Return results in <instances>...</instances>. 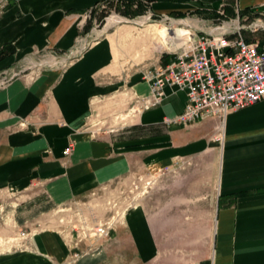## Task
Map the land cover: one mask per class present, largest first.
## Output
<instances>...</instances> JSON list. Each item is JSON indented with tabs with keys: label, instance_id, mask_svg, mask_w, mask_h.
Here are the masks:
<instances>
[{
	"label": "crops",
	"instance_id": "obj_1",
	"mask_svg": "<svg viewBox=\"0 0 264 264\" xmlns=\"http://www.w3.org/2000/svg\"><path fill=\"white\" fill-rule=\"evenodd\" d=\"M108 1L0 9V264H264V100L224 119L166 125L185 92L165 87L145 109L144 73L156 66L128 67L111 35L81 48L93 29L84 16ZM145 3L144 14L172 19L220 6L264 15V0ZM247 41L263 51L264 29ZM132 176L141 193L108 238L46 218L47 205L101 196ZM93 221L105 222V210Z\"/></svg>",
	"mask_w": 264,
	"mask_h": 264
},
{
	"label": "rangeland",
	"instance_id": "obj_2",
	"mask_svg": "<svg viewBox=\"0 0 264 264\" xmlns=\"http://www.w3.org/2000/svg\"><path fill=\"white\" fill-rule=\"evenodd\" d=\"M106 3L108 4L106 5ZM144 6H147L145 0H110L98 4L84 16L86 27L90 28L93 25L92 32L87 35V42L84 44L94 43L104 36L111 35L112 38L115 37L119 40L116 45L125 55L128 67L156 66L158 68L164 66L161 65L162 62L168 63L173 60L175 54L182 49H188L190 42H193L192 39L196 36L208 33L221 21H231L230 24L240 27L242 35L249 41L254 40L255 33L264 29V15H254L253 13L241 15L237 11L233 16H229L225 13L224 6L209 10L206 14L190 13L183 19H164L160 15L146 17L148 13L144 14L142 11L146 10ZM136 11H138L137 14H135ZM114 18H119V20L123 18L124 20L114 23ZM258 22L261 23V26L255 25ZM163 27L167 29L168 33L165 36L158 34ZM188 38H191L190 42ZM40 60L45 64L49 59L42 57L39 62ZM90 127L95 129L98 125L90 124ZM150 181L149 179L148 182ZM145 182L147 181H144V185ZM139 183L140 180L132 176L113 183L101 196L95 195L90 199L87 198L63 207L47 205L46 218L52 220L53 223L56 221L70 228L80 225L78 228L93 238L91 233L96 225L109 226L110 231L121 213L135 205L136 198L138 199L141 193ZM149 187L145 185L144 191ZM97 205H100V208H97ZM104 210L106 221L94 222L93 220L102 215ZM2 214H4V210L0 212V216Z\"/></svg>",
	"mask_w": 264,
	"mask_h": 264
},
{
	"label": "built area",
	"instance_id": "obj_3",
	"mask_svg": "<svg viewBox=\"0 0 264 264\" xmlns=\"http://www.w3.org/2000/svg\"><path fill=\"white\" fill-rule=\"evenodd\" d=\"M6 3L7 0H0V9ZM147 15L151 17L152 14ZM163 18L169 19L165 15ZM229 22L221 21L208 33L196 36L193 42L188 38L190 47L176 53L165 67L146 70L144 78L150 82V95L143 100V108L158 105L165 87H175L186 94L183 112L166 118V125H189L207 118L224 119L229 112L263 101L264 50H259L256 43H249L241 28ZM255 25L261 26V23ZM81 50L70 52L65 63L73 60ZM69 153L70 148L64 155ZM109 228L98 224L91 236L107 237Z\"/></svg>",
	"mask_w": 264,
	"mask_h": 264
},
{
	"label": "bare ground",
	"instance_id": "obj_4",
	"mask_svg": "<svg viewBox=\"0 0 264 264\" xmlns=\"http://www.w3.org/2000/svg\"><path fill=\"white\" fill-rule=\"evenodd\" d=\"M159 35H162V36H165V35H167L168 33H167V29L165 28V27H163V28H161L160 30H159V33H158Z\"/></svg>",
	"mask_w": 264,
	"mask_h": 264
},
{
	"label": "trees",
	"instance_id": "obj_5",
	"mask_svg": "<svg viewBox=\"0 0 264 264\" xmlns=\"http://www.w3.org/2000/svg\"><path fill=\"white\" fill-rule=\"evenodd\" d=\"M137 13H138V11L135 12V14H137ZM134 16H136V15H134ZM162 64L165 65L167 63L166 62H162Z\"/></svg>",
	"mask_w": 264,
	"mask_h": 264
}]
</instances>
